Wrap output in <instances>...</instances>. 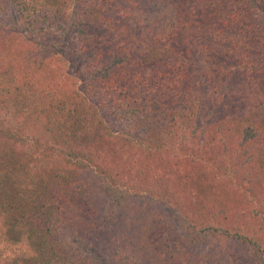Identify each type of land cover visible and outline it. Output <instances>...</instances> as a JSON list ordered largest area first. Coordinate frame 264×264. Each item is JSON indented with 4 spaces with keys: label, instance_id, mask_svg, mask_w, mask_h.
Here are the masks:
<instances>
[{
    "label": "trees",
    "instance_id": "trees-1",
    "mask_svg": "<svg viewBox=\"0 0 264 264\" xmlns=\"http://www.w3.org/2000/svg\"><path fill=\"white\" fill-rule=\"evenodd\" d=\"M0 121V264H264V0H0Z\"/></svg>",
    "mask_w": 264,
    "mask_h": 264
},
{
    "label": "rangeland",
    "instance_id": "rangeland-1",
    "mask_svg": "<svg viewBox=\"0 0 264 264\" xmlns=\"http://www.w3.org/2000/svg\"><path fill=\"white\" fill-rule=\"evenodd\" d=\"M51 53L52 52L47 51L48 55ZM66 69H67V67H66ZM73 82H74V79L72 80V84H73ZM84 85L85 84H83L82 80L79 79V80H77L75 87H76V89L79 88L81 91H83ZM2 113H4V111ZM2 124H3V121H2V123L0 121V125H2ZM184 154H185V152L182 155L185 157L186 160L194 158L192 154L191 155H189V154L184 155ZM157 159H159V158H157ZM64 160H65V158L63 156H61L56 162L58 164H62L64 162ZM155 160H156L155 157H153V158L149 157L148 162H146V163L148 164L149 161H151V162L153 161V166H154ZM41 161H42V163L46 162L47 157L42 156ZM148 166H150V165L148 164ZM43 167H44V165L42 164V168ZM29 169H31V168H29ZM40 169H41V167H40ZM40 169H37V170H40ZM10 174H12V172ZM23 175L27 178H30V175L26 172H24ZM41 176H42V174L39 175V171H38V173H36L35 180L36 181L38 179L41 180L42 179ZM180 176H181V173L178 172V176L177 177L175 176V178H178ZM255 183L256 184L255 185L253 184V186L246 184V187H245L248 189L247 195L250 196V199L247 200L248 198L243 196V198L241 197L242 198L241 201H239V199L236 196H233L234 198L230 201H233L234 199H236V203L231 204V206L229 207V209H231V211L228 212V220H229L228 222L229 223H227V227L233 231L242 230L245 233L249 234V236L252 235L255 231L260 230L262 228L261 220H259L255 217V210H258V208L261 207V204L264 203V179L263 180L260 179L259 181H255ZM251 188L257 189V195L258 194L261 195V197L263 199V201H260L258 203V205L256 204V202L259 200L257 197L253 198V193L251 192ZM15 192H17V190L14 191V194H15ZM17 193H19V192H17ZM242 193H243V191H242ZM19 195L20 194H18L17 196H19ZM241 196H242V194H241ZM143 202H145L146 205H150V208H149L150 211L153 210L154 208H157L160 210H162L161 208H163L162 206H160V204H158V205L154 204V201H151V198L143 197V199H141V203H143ZM175 209H177V208L169 206V207H166L164 209V212H165L166 216L173 218L172 224L177 225L178 228L181 229L185 223L179 221L180 220L178 218L179 215ZM184 209H185V211H183L181 209L183 216L186 215V213H187L186 211L188 210V205L184 206ZM194 210H197V209H194ZM250 231H252L253 233H251ZM263 236H264V233H263ZM220 240L221 241H219L218 244L213 243L211 245H207V243H206V245L202 246V248L200 246L195 247L194 255H196V258L198 260L202 261L205 264H211V259H212L211 257L213 256L214 253L215 254L218 253L217 256H219L217 264H227V261H226L227 257H230V259H229L230 264H252L251 260H249V259L244 260V256L246 255V252L243 249H239V247L237 246L239 244L237 242H235V239H230L229 237L225 238V236H222L220 238ZM220 251H225L224 252L225 253V259L221 260L222 255H220V253H221ZM229 251L231 252V256H230ZM93 255H95L96 257H98V255L100 257L104 256L103 250L99 245H93V247H92V246H90V244L86 243L84 250L78 254V256L86 259V261H89V259H91ZM225 261H226V263H224Z\"/></svg>",
    "mask_w": 264,
    "mask_h": 264
}]
</instances>
